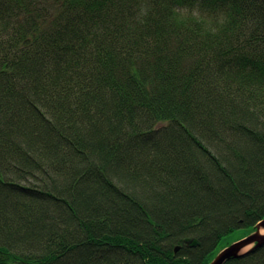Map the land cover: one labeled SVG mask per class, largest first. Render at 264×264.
<instances>
[{
	"label": "trees",
	"instance_id": "trees-1",
	"mask_svg": "<svg viewBox=\"0 0 264 264\" xmlns=\"http://www.w3.org/2000/svg\"><path fill=\"white\" fill-rule=\"evenodd\" d=\"M263 219L264 0H0V264H209Z\"/></svg>",
	"mask_w": 264,
	"mask_h": 264
},
{
	"label": "water",
	"instance_id": "water-1",
	"mask_svg": "<svg viewBox=\"0 0 264 264\" xmlns=\"http://www.w3.org/2000/svg\"><path fill=\"white\" fill-rule=\"evenodd\" d=\"M262 231L264 232V219L257 224L255 233L222 250L210 264H225L229 259L243 255L241 252L250 245L257 248L263 247L264 234H262ZM185 243L188 248L200 246V242L196 238L187 239Z\"/></svg>",
	"mask_w": 264,
	"mask_h": 264
},
{
	"label": "rangeland",
	"instance_id": "rangeland-1",
	"mask_svg": "<svg viewBox=\"0 0 264 264\" xmlns=\"http://www.w3.org/2000/svg\"><path fill=\"white\" fill-rule=\"evenodd\" d=\"M250 234H251L250 228H242V229L235 230L231 234L225 236L220 241V243L218 244V246L216 248V253L219 254L222 250H224V249L228 248L229 246L245 239L246 237L250 236ZM262 234H264V232ZM252 248H253V245H250V246L246 247L241 253L244 254V253L248 252L249 250H251ZM217 254H216V256H217Z\"/></svg>",
	"mask_w": 264,
	"mask_h": 264
},
{
	"label": "bare ground",
	"instance_id": "bare-ground-1",
	"mask_svg": "<svg viewBox=\"0 0 264 264\" xmlns=\"http://www.w3.org/2000/svg\"><path fill=\"white\" fill-rule=\"evenodd\" d=\"M99 15H100V14H99ZM108 59H113V58H108ZM110 67L113 68V61L111 62ZM261 221H262V220H261ZM261 221H260V222H261ZM258 223H259V222H258ZM256 226H257V225H256ZM255 232H256V230H255L253 233H255ZM253 233H251L250 235H252ZM262 233H263V232H262ZM187 239H194V238H186L185 241H186ZM185 244H186V243H185ZM186 246H187V245H186ZM178 249H179V247H177V248L175 249V252L178 251ZM215 253H216V251H215ZM216 254H217V253H216ZM217 255H218V254H217ZM215 258H216V255L214 256V258L212 259V261H213ZM231 259H232V258H231ZM231 259H229V260H231ZM212 261H211V262H212ZM211 262H210V263H211ZM210 263H209V264H210Z\"/></svg>",
	"mask_w": 264,
	"mask_h": 264
}]
</instances>
